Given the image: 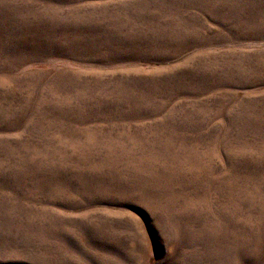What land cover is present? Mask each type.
<instances>
[{
  "label": "rangeland",
  "instance_id": "obj_1",
  "mask_svg": "<svg viewBox=\"0 0 264 264\" xmlns=\"http://www.w3.org/2000/svg\"><path fill=\"white\" fill-rule=\"evenodd\" d=\"M124 1L187 36L134 114L57 37ZM0 264H264V0H0Z\"/></svg>",
  "mask_w": 264,
  "mask_h": 264
},
{
  "label": "crops",
  "instance_id": "obj_2",
  "mask_svg": "<svg viewBox=\"0 0 264 264\" xmlns=\"http://www.w3.org/2000/svg\"><path fill=\"white\" fill-rule=\"evenodd\" d=\"M139 5H146L149 10L140 13L137 10ZM152 7L157 10L154 3L130 4L124 1V18L121 20L84 17L80 19L83 20L82 24H72L57 33V37H64L66 48L71 46L69 42L76 46L71 55L64 54L67 59H75L74 63L104 72L121 71V76L129 74L125 79H118V83H121L116 92L118 97L114 96L120 98L114 101L124 102V114L137 113L139 111H128L131 107L145 105L147 100L160 98V89L166 90L170 81L162 82L160 78L147 72L162 67L161 64L171 57L185 55L187 51L178 50V47H187L186 44L178 45L187 36L162 28L160 20H155L158 12L155 13ZM72 48L74 49L73 46ZM120 104L115 103L113 107ZM125 120L135 119L124 118Z\"/></svg>",
  "mask_w": 264,
  "mask_h": 264
}]
</instances>
